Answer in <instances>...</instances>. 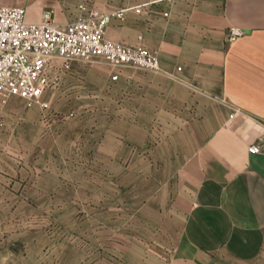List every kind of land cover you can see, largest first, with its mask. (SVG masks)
I'll use <instances>...</instances> for the list:
<instances>
[{
    "label": "crops",
    "instance_id": "crops-1",
    "mask_svg": "<svg viewBox=\"0 0 264 264\" xmlns=\"http://www.w3.org/2000/svg\"><path fill=\"white\" fill-rule=\"evenodd\" d=\"M0 3L26 6L30 20L50 9L61 23L81 3L107 11L143 4L113 18L106 35L155 50L160 68L86 62L101 101L99 144L114 118L132 164L167 170L166 203L180 231L162 264H264V0ZM230 26L243 33L228 40ZM252 142L261 150L249 151Z\"/></svg>",
    "mask_w": 264,
    "mask_h": 264
},
{
    "label": "rangeland",
    "instance_id": "rangeland-1",
    "mask_svg": "<svg viewBox=\"0 0 264 264\" xmlns=\"http://www.w3.org/2000/svg\"><path fill=\"white\" fill-rule=\"evenodd\" d=\"M87 68L60 72L47 105L14 96L0 108V264H162L175 253L168 172L132 164L114 118L100 146Z\"/></svg>",
    "mask_w": 264,
    "mask_h": 264
},
{
    "label": "built area",
    "instance_id": "built-area-1",
    "mask_svg": "<svg viewBox=\"0 0 264 264\" xmlns=\"http://www.w3.org/2000/svg\"><path fill=\"white\" fill-rule=\"evenodd\" d=\"M142 5L107 11L81 3L78 14L61 23L54 20L50 9L42 10L39 19L30 20L26 6L0 3V108L14 96L27 104L47 105L44 93L74 60L158 70L155 50L141 42L118 41L106 35L113 18H123L129 8L140 11ZM241 33V28L230 26L226 38L233 40ZM261 147V142H252L248 149L257 152Z\"/></svg>",
    "mask_w": 264,
    "mask_h": 264
}]
</instances>
